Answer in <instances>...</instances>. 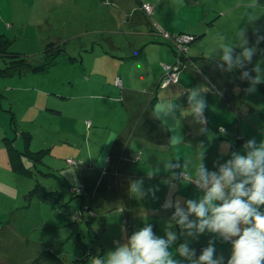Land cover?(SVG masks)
Wrapping results in <instances>:
<instances>
[{
  "label": "rangeland",
  "instance_id": "374dc122",
  "mask_svg": "<svg viewBox=\"0 0 264 264\" xmlns=\"http://www.w3.org/2000/svg\"><path fill=\"white\" fill-rule=\"evenodd\" d=\"M192 1L199 10L188 9L187 15L183 14L191 23L206 27L211 21L223 24L221 29L228 36L243 30V24L238 23H242L244 13H237L247 8L243 4L246 0H229L235 13L224 17L210 9L211 4L224 6L225 0ZM252 7L259 8L256 4ZM148 21L151 20L137 0H0V34H6L7 51L22 54L30 64H43L47 57L59 53L41 71L23 66L0 74V136L5 128L8 139L16 138V147L23 150L25 136L20 132L27 131L31 134L30 149H44L39 160L22 155L25 166L31 169L30 175L21 174L11 168L8 148L0 138V264H39L34 260L46 248L66 264H91L92 257L106 258L107 252L115 250V242L123 244L146 224L154 227L156 223V234L165 235L174 211L161 208L170 194L168 183L150 184L159 186V199L149 197L147 203L139 204L127 189L131 182L121 181L116 168L119 144L114 141L120 127L128 123V113L132 117V110L126 109L124 99L113 101L120 97L119 93L113 100L101 99L99 95L104 94H100L97 82L88 91L89 74L84 71L90 63L105 64L99 57L84 53L90 47L89 41L97 44L101 39H114L119 45L129 43L138 38L137 30L150 33ZM134 41L138 39L131 42ZM261 56L253 59L254 65L261 62L264 67V55ZM12 59L0 56V70L8 67ZM118 67L111 63L107 69L113 74ZM90 78L97 80L98 76ZM10 107L16 116L11 125ZM255 139L260 143L264 136ZM240 151L243 153L242 148ZM36 183L46 190L61 191L62 202L51 204L30 197ZM171 195L173 199L187 200L198 199L202 193L182 183L181 189L175 184ZM133 202L131 221L126 224L123 214ZM89 206L94 214L85 215L92 220L91 228L98 233L103 249L89 241L84 220L79 219L75 227L79 234L72 232L71 218L79 208ZM175 230L180 231L178 227ZM211 234H202L196 240L188 238L190 246L197 250L201 243L206 247L209 239H215L217 254L230 257L232 245ZM184 240L182 236L171 250ZM176 258L182 259L178 255Z\"/></svg>",
  "mask_w": 264,
  "mask_h": 264
},
{
  "label": "crops",
  "instance_id": "0c3cea01",
  "mask_svg": "<svg viewBox=\"0 0 264 264\" xmlns=\"http://www.w3.org/2000/svg\"><path fill=\"white\" fill-rule=\"evenodd\" d=\"M145 1L147 2L144 3H149L153 10L151 15L146 14L151 20L148 21L150 29L148 35L137 30L138 33H135L138 38L132 40L138 39V41L128 40L129 43L123 45H119V42L114 39H101L97 43L98 45L96 41L91 40L89 49L84 50V53L104 60V66L109 67L111 63L119 65L113 74L108 71L107 66L104 67L103 64L96 62L88 64L84 71L89 74L88 85H86L88 91L92 89L91 86L95 88L97 82L100 94H104L99 95L101 99L113 100L119 93L118 100L114 99L113 101L118 103L120 99L121 101L124 99L127 102L126 109L132 110V117L128 113V123L120 127L118 136L115 138L116 141H114V144H119L115 156L117 159L116 168L121 173L119 179L131 182L127 185V189H130L133 182L141 179L144 184L146 183L144 188H148L155 182H167L169 185L170 174L164 169V162L177 156L180 157L182 164L185 161L190 169L194 170L198 167L202 154L203 162L209 171H215L214 164L217 160L223 163L229 158V155L222 154L221 145L223 143L229 142L232 144L231 150L240 151L241 145L246 140L264 136V89L257 85L256 91L247 95L243 89L248 87V83L238 79L239 69L232 72H221L216 69L220 52V37L225 38L224 43L239 45L240 41L236 34L234 36L226 35L221 29L223 24L214 25L212 21L207 27L199 23H191L190 19L183 14L187 15L188 9L199 10L198 5L192 0ZM225 1L224 6L211 4L210 11L219 16L223 14V17L231 13L234 14V6L229 3V0ZM137 3L140 6L143 4L142 0H137ZM243 4H247V8L236 13L238 15L244 13L243 17L245 18L242 23L238 24H243L242 28L248 42L246 46H256L257 51L253 59H258L264 55L259 51L260 42L257 44V34L264 35V0H246ZM254 4L259 8H253ZM233 18L236 17L233 16ZM157 26L168 32H185L196 36L186 51L184 68L179 73L177 83L159 86L163 76L161 64L173 63L176 57L172 47L163 43L165 41L155 32ZM1 34L6 35L5 33ZM140 34L142 35L139 36ZM235 51L239 53L241 49L236 47ZM136 52H139L137 57L122 58ZM137 63L140 65L137 66ZM253 66L254 63L248 65L249 68ZM92 75L98 76L97 80H91L93 77L90 78V76ZM116 77L121 79L122 87L115 85ZM213 86L215 87L213 88ZM237 86H239L238 90ZM8 88L11 89L12 86ZM193 88L202 89V94L207 100L205 110L207 123L203 126L207 130L204 132L201 131L202 126L194 123L191 115L187 114L189 107L187 92ZM215 89L221 90L223 95H218ZM252 95L255 97L254 100L250 99ZM171 102L181 105V108L168 117L166 123L152 116L153 108L158 103L168 104ZM8 112L11 125V117L15 120L16 116L11 107ZM221 129L226 130L227 135ZM3 130L4 133L0 138L2 137V141L6 142L5 138L8 139L10 136L5 128ZM29 135L31 136L30 133ZM174 135L182 136V143L172 142L171 138ZM15 139H13V146L17 148ZM28 148L30 149L29 144ZM17 149L19 150V147ZM39 149L30 150L37 151ZM241 154L243 153L241 152ZM139 161L144 165L140 166ZM136 164H139V167ZM107 182L111 183L112 181L107 180ZM174 183L179 189L182 188V183L183 186L189 184L195 187L194 184L183 181ZM167 191H170L169 187ZM148 201L149 197L142 200L136 199V203L143 205ZM125 203L127 204V202ZM133 206L134 202L131 206L128 205V209L123 214L126 224L131 221ZM261 207L264 210V206ZM156 225L154 223L155 233ZM127 228L131 227L127 226ZM205 234L209 236V233L206 232L203 235ZM211 237L216 238L214 234H211ZM204 247L205 245L202 243L197 246V256ZM230 250H232V246H230Z\"/></svg>",
  "mask_w": 264,
  "mask_h": 264
},
{
  "label": "clouds",
  "instance_id": "9594fccd",
  "mask_svg": "<svg viewBox=\"0 0 264 264\" xmlns=\"http://www.w3.org/2000/svg\"><path fill=\"white\" fill-rule=\"evenodd\" d=\"M236 36L239 45L224 43L225 38L220 37L216 69L221 72L239 69L238 79L248 83L243 91L251 94L256 91L257 85L264 83V67L261 62L248 67L253 63L257 48L255 45L246 46L248 42L243 30L238 31ZM261 40L264 36L257 34V44ZM236 47L241 49L239 53H236ZM202 91L200 88L188 90L187 114L191 115L194 123L202 126L201 131L204 132L207 130L203 127L207 123V100ZM215 91L223 95L221 90ZM180 108L181 105L173 102L158 103L152 116L166 123L167 118ZM221 131L227 135L226 130ZM182 139V136L174 135L171 141L182 143ZM241 148L243 154L231 150V143H223L222 154L229 155V158L223 163L217 160L215 171H209L202 154L194 170L185 161L182 164L179 156L164 162V169L170 174V194L161 208L165 211L174 209L165 235L158 236L153 225L146 224L127 237L123 244L115 242V250L107 252L106 258L92 257L91 264H264V210L261 207L264 206V140L257 143L255 138L248 139ZM176 181L194 184L203 193L202 196L198 199H173L171 190ZM143 184L141 179L130 185L133 196L158 200L156 193L160 190L159 186L144 188ZM175 227L180 231L177 232ZM206 232L232 245L230 257L217 254L215 239H209L197 256V250L190 246L188 238L196 240ZM182 236L185 237L184 242L171 250ZM177 255L182 259L176 258Z\"/></svg>",
  "mask_w": 264,
  "mask_h": 264
},
{
  "label": "trees",
  "instance_id": "16d2710c",
  "mask_svg": "<svg viewBox=\"0 0 264 264\" xmlns=\"http://www.w3.org/2000/svg\"><path fill=\"white\" fill-rule=\"evenodd\" d=\"M142 4V3H141ZM144 4H149V3H143L142 4V8L144 10ZM145 11V10H144ZM153 11V10H152ZM146 12V11H145ZM146 14L151 15L149 13L146 12ZM157 30V31H156ZM155 30V32L165 41L163 43H166L167 45H170L172 47L173 53L176 57V60L173 63H162V69H163V76L166 73V70L164 69V65H175L177 62L181 61H185V55L183 54H179L177 53V51L175 50V48L172 46V44L167 43V39L163 36V33H169V34H174V35H179L185 32H168L160 27H157V29ZM193 35V34H192ZM264 36V35H262ZM194 40L196 39V36L194 35ZM194 42V41H193ZM7 39L5 38V36L3 34H0V56H6V57H13L12 60H10V65L8 67H6L5 69H1L0 70V74H5V73H9L11 70H15V68H20V67H29L30 69H32L33 71H41L43 69H45L46 67L50 66L52 64V62H54V59L56 57V55H58L59 53H55L52 56H49L46 58V61L43 64H30L27 63V60L23 57L22 54L19 53H14V52H9L6 50L7 47ZM59 52H61L60 50H58ZM259 51L264 53V40H261L259 43ZM113 55V54H111ZM139 55V52H136L135 54H130L128 56L122 57V58H133V57H137ZM180 73V72H179ZM163 76L161 79V82L159 84V86L163 85ZM179 76V74H178ZM119 78V77H116ZM116 78L114 80L115 85L122 87V84L118 85L116 84ZM120 79V78H119ZM121 81V79H120ZM173 82H169L168 84H171ZM177 83V82H176ZM167 85V84H165ZM259 87L261 89H264V83L259 84ZM11 123L14 124L15 120L13 117H11ZM15 130H16V126H15ZM21 135L25 136V141L24 143V149L23 150H18L17 148H15L13 146V139H7L5 138V143L6 146L8 148V159H9V163L11 168L17 172V173H21V174H27L30 175V167L25 166L24 162H23V158L22 155H26V157L30 158L31 160H39L41 153L44 152V149H39L37 151H33L30 150L28 148V141H29V133L27 131H22L20 132ZM69 160V159H68ZM34 165V164H33ZM30 197H36L38 199H42L45 200L51 204H58L62 202L63 199V193L59 190H46L42 185L36 183V186L33 188L32 191H30L29 194ZM87 211V212H86ZM90 212V215L92 216L94 214V212L90 209V206L87 208H79L78 211L75 212V214L73 216H75V218H71L72 221L70 222V225H72V232L79 234V230L78 228L76 229V225L77 222L80 220H84L86 222V229H87V233L89 236V241L92 242V244L98 248H102V243L98 238L97 233L91 228V219L87 216H90L88 213ZM87 216H86V215ZM86 216V219H84ZM93 233V234H92ZM96 243V244H95ZM103 251V250H102ZM35 262L39 263V264H66L64 262V260H62V258H60L59 256L55 255L53 252H51L49 249H44L41 254L35 258L34 260Z\"/></svg>",
  "mask_w": 264,
  "mask_h": 264
},
{
  "label": "built area",
  "instance_id": "2783aa9c",
  "mask_svg": "<svg viewBox=\"0 0 264 264\" xmlns=\"http://www.w3.org/2000/svg\"><path fill=\"white\" fill-rule=\"evenodd\" d=\"M151 6L149 4H144V10L146 12H152ZM163 36L167 41L172 44L177 53L185 55L188 46L194 41V35L189 33H182L179 35L169 34L164 32ZM166 73L163 76V84H168L169 82L176 83L178 81V74L184 68V61H179L175 65H164ZM116 84L120 85L121 81L119 78H116ZM69 163H72V160H68Z\"/></svg>",
  "mask_w": 264,
  "mask_h": 264
}]
</instances>
